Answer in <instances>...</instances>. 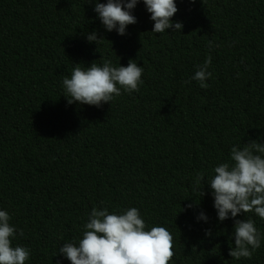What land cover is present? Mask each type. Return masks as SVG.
<instances>
[{
  "label": "trees",
  "instance_id": "obj_1",
  "mask_svg": "<svg viewBox=\"0 0 264 264\" xmlns=\"http://www.w3.org/2000/svg\"><path fill=\"white\" fill-rule=\"evenodd\" d=\"M92 7L0 0V208L23 229L13 244L30 248L25 264H69L58 245L80 237L93 206H135L147 227L165 226L169 264H264V239L251 258L229 256L233 221H217L196 179L230 162L233 145L264 140V0H177L181 32L160 34L142 0L126 35L106 32ZM207 56L201 88L191 76ZM104 59L141 64L139 90L100 108L68 104L62 78ZM201 210L207 223L194 218Z\"/></svg>",
  "mask_w": 264,
  "mask_h": 264
},
{
  "label": "clouds",
  "instance_id": "obj_2",
  "mask_svg": "<svg viewBox=\"0 0 264 264\" xmlns=\"http://www.w3.org/2000/svg\"><path fill=\"white\" fill-rule=\"evenodd\" d=\"M85 2L92 4L95 18L106 32L114 30L118 35H126L127 26L137 22L134 9L141 0ZM142 3L150 14L148 19L153 22L152 33L181 32L182 21L172 19L178 11L177 0H142ZM102 37L96 30L85 32L86 40L96 45ZM209 47H212L211 41ZM79 63H74L70 75L64 76L60 82L61 93L68 104L100 108L105 103L111 104L122 91H138L143 84V67L132 59L126 65L119 63L118 66L110 59H104L102 63H84V67L78 66ZM210 63L211 57L207 56L191 76L201 88L208 87L206 80L212 76L208 70ZM229 160L216 164L210 177L198 174V191L200 196L203 195L202 187L206 183L217 221H233L228 238L229 256L251 258L264 239L255 221L251 217L245 218L246 213H254L264 220V140L251 139L242 147L233 145ZM185 207L192 208L193 204L189 202ZM194 218L204 223L209 220L203 210ZM10 221L11 214L0 208V264H25L30 259L31 250L25 245L13 244L16 236H23L24 232ZM210 231L205 229V235ZM57 254L69 264H169L174 255L173 235L160 224L147 227L135 206L111 212L106 207L93 206L87 213L80 237L62 242ZM56 264L61 262L57 260Z\"/></svg>",
  "mask_w": 264,
  "mask_h": 264
}]
</instances>
